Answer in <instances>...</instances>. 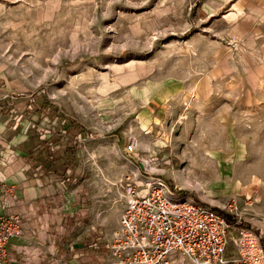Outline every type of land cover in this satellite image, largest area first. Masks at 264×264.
Here are the masks:
<instances>
[{
    "label": "rangeland",
    "instance_id": "1",
    "mask_svg": "<svg viewBox=\"0 0 264 264\" xmlns=\"http://www.w3.org/2000/svg\"><path fill=\"white\" fill-rule=\"evenodd\" d=\"M0 113L82 139L119 207L161 176L264 237V0H0Z\"/></svg>",
    "mask_w": 264,
    "mask_h": 264
},
{
    "label": "crops",
    "instance_id": "2",
    "mask_svg": "<svg viewBox=\"0 0 264 264\" xmlns=\"http://www.w3.org/2000/svg\"><path fill=\"white\" fill-rule=\"evenodd\" d=\"M9 121L0 113V216L20 214L22 228L9 242L8 263L108 264L126 202L116 204L97 169L88 176L82 139L47 145L39 131Z\"/></svg>",
    "mask_w": 264,
    "mask_h": 264
},
{
    "label": "built area",
    "instance_id": "3",
    "mask_svg": "<svg viewBox=\"0 0 264 264\" xmlns=\"http://www.w3.org/2000/svg\"><path fill=\"white\" fill-rule=\"evenodd\" d=\"M126 151H135L129 143ZM126 207L109 241L108 264H264L261 234L241 224L233 203L222 209L196 200L161 176L127 175ZM22 216H0V264L21 234Z\"/></svg>",
    "mask_w": 264,
    "mask_h": 264
},
{
    "label": "bare ground",
    "instance_id": "4",
    "mask_svg": "<svg viewBox=\"0 0 264 264\" xmlns=\"http://www.w3.org/2000/svg\"><path fill=\"white\" fill-rule=\"evenodd\" d=\"M133 93V92H132ZM200 153V151H199V147H198V145H196V146H193V151H192V154H193V156L194 157H196V155L197 154H199ZM211 151H209V153L207 154V153H204V155H205V157H206V155H208L209 157L211 156ZM211 158V157H210ZM211 163V161H208V163ZM237 182H235V184H236Z\"/></svg>",
    "mask_w": 264,
    "mask_h": 264
},
{
    "label": "trees",
    "instance_id": "5",
    "mask_svg": "<svg viewBox=\"0 0 264 264\" xmlns=\"http://www.w3.org/2000/svg\"><path fill=\"white\" fill-rule=\"evenodd\" d=\"M241 224H244V225H247V226H249L248 224H245V222L244 221H241ZM251 227V226H250ZM253 228V227H252ZM261 234V233H260ZM261 239H262V242H263V244H264V237L262 236V234H261Z\"/></svg>",
    "mask_w": 264,
    "mask_h": 264
}]
</instances>
